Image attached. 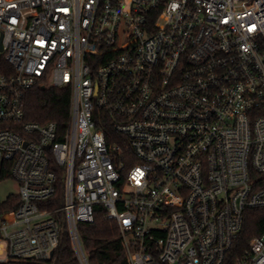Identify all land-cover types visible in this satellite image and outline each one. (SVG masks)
<instances>
[{
    "label": "built area",
    "instance_id": "obj_1",
    "mask_svg": "<svg viewBox=\"0 0 264 264\" xmlns=\"http://www.w3.org/2000/svg\"><path fill=\"white\" fill-rule=\"evenodd\" d=\"M44 82L70 89L61 132L23 121ZM0 123L19 198L0 262L51 259L61 211L88 264L77 226L100 205L127 264H224L244 210L264 208V0H0ZM233 264H264V231Z\"/></svg>",
    "mask_w": 264,
    "mask_h": 264
},
{
    "label": "trees",
    "instance_id": "obj_2",
    "mask_svg": "<svg viewBox=\"0 0 264 264\" xmlns=\"http://www.w3.org/2000/svg\"><path fill=\"white\" fill-rule=\"evenodd\" d=\"M43 85V87L35 85L25 92L23 121L39 123L53 121L56 123L58 131L61 132L69 120L70 89L68 87H52L46 82ZM95 114H101L100 120H96V123L104 129L108 142H112L116 138L112 118L104 114L102 110H96ZM0 126H8V123H0ZM6 177V173L0 172V180ZM63 196V176L59 170L54 196L46 203V206L49 209L61 207ZM18 204V196L9 194L4 199H0V214L12 211ZM58 218L59 239L51 259L47 262L9 260L0 262V264H80L72 248L66 220L61 211L58 212ZM77 229L88 264H127L117 223L103 217L100 205L96 207L93 222L79 223ZM263 231L264 208H246L243 212L242 229L227 253L224 264H233L234 258L246 248L249 238L252 235H259Z\"/></svg>",
    "mask_w": 264,
    "mask_h": 264
},
{
    "label": "rangeland",
    "instance_id": "obj_3",
    "mask_svg": "<svg viewBox=\"0 0 264 264\" xmlns=\"http://www.w3.org/2000/svg\"><path fill=\"white\" fill-rule=\"evenodd\" d=\"M17 191V183L13 179L0 180V199H4L9 194H16Z\"/></svg>",
    "mask_w": 264,
    "mask_h": 264
},
{
    "label": "water",
    "instance_id": "obj_4",
    "mask_svg": "<svg viewBox=\"0 0 264 264\" xmlns=\"http://www.w3.org/2000/svg\"><path fill=\"white\" fill-rule=\"evenodd\" d=\"M43 87V86H42Z\"/></svg>",
    "mask_w": 264,
    "mask_h": 264
}]
</instances>
